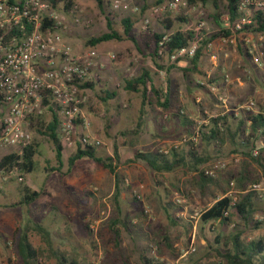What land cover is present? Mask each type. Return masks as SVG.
Segmentation results:
<instances>
[{"label":"rangeland","instance_id":"obj_1","mask_svg":"<svg viewBox=\"0 0 264 264\" xmlns=\"http://www.w3.org/2000/svg\"><path fill=\"white\" fill-rule=\"evenodd\" d=\"M75 3L94 21L90 28L76 29L78 35H70L69 41L77 50L86 49L88 39L108 31V18L114 29H118L123 19L132 17L135 32L144 33L141 28L137 29L147 14L143 16L144 6H141L140 14L133 15L113 11L112 0L106 1L104 10L94 0H77ZM133 3L137 5L134 1ZM218 4L219 9H214L211 3L207 8L203 7L206 10L203 19H206L209 27L206 37L209 41L215 40L212 52L219 54V60L213 62L209 54L204 53V43L201 48L203 58L200 57L198 63L202 74L190 76L175 70L171 76L168 74L166 78H162L154 69L143 66L149 61L155 67L151 55L154 50L148 51L143 47L139 50L129 40L110 41L107 44L108 48L118 50L112 53L120 58L121 63L116 66L110 60L112 75L93 82V87L88 90L90 102L85 112L91 123V134L101 141V145L96 147L97 156L113 158L117 148L119 159H114L112 165L124 180L121 185L123 190L118 198L120 211L115 204V176L108 169L88 158L78 160L70 166L69 158L76 152L71 150L66 151L62 170L50 171L58 165L54 146L48 137L34 130L35 141L39 145L36 171L23 175L22 182L18 180L22 176L19 171H15L13 175L6 174L0 180V264H23L19 254L23 235H27L32 246L42 253L40 264H59L58 256L54 254L57 251L65 253L68 258H76L81 263L106 264L115 259L117 264H122V256L132 264H143L142 256L149 245L153 246L150 255L167 264H209L218 259L216 253L208 247H215L214 241L218 233L229 235L241 230V222L234 214L230 226H221L218 222L202 226V212L214 203L219 193L217 194L215 186L202 183L200 171L206 173L213 170L212 177L220 179L238 171L245 157L242 150L232 151V143H227L223 153L216 155L213 147H207L199 134L198 142L190 140V137L197 134L200 127L207 125L212 118L230 115L233 107L236 108V115L242 111L244 114L264 112V33L252 32V36L250 35L253 41L248 45H257L255 54L261 59L260 64H255L237 49L236 44L220 41L224 34L214 19L207 15L215 13L223 26L228 15L226 2L219 1ZM180 16H174L175 31L186 26L185 23L176 21ZM186 18L195 25L201 19L190 16ZM153 28L158 31L156 24ZM216 35L219 37L215 38ZM240 37L246 45L243 40L245 37ZM160 61L162 63L165 58ZM143 69L151 72L149 90L151 86L161 89L162 101L167 97L170 108L167 111L159 107L155 95L150 91L148 97L151 103L145 107L144 122L138 129L142 97L140 93L126 91L125 82L136 78ZM108 91L115 92L116 97L105 104L99 116L91 113L89 108L95 105V96ZM177 111L193 120L191 135L187 127L182 126L173 115ZM49 120V116H46L45 122L48 123ZM134 129L138 130L136 135L131 133ZM126 131L131 135L123 136L122 132ZM260 140L256 141L259 148L262 145ZM131 141H134L135 147L130 145ZM191 142L201 151L208 150L207 155L210 157L199 171L180 167L170 173H158L146 162L134 160L136 151L170 152L172 148H185ZM10 150L0 148V158L4 153L9 154ZM220 165H224V168L220 169ZM252 171L253 177L261 186L257 193L261 198L262 211L256 214L255 220L264 222V173L256 165H252ZM23 185L43 190L45 195L29 206H9L20 201ZM252 187L251 184L249 190L253 191ZM182 192L190 195V200ZM237 193L232 186L227 195L236 200ZM221 197L219 195L217 198ZM169 200L187 204L188 211L175 212L176 218L182 219L177 225L171 222L172 210L165 211V204ZM117 229L120 231L118 237L114 231ZM166 235L170 237L173 249L165 244L159 248L153 243L163 242L161 238ZM251 236L264 237V225ZM193 243L196 251L182 258Z\"/></svg>","mask_w":264,"mask_h":264},{"label":"trees","instance_id":"obj_2","mask_svg":"<svg viewBox=\"0 0 264 264\" xmlns=\"http://www.w3.org/2000/svg\"><path fill=\"white\" fill-rule=\"evenodd\" d=\"M55 6L58 3H65L66 8H70L76 5V0H50ZM101 10H104L106 0H94ZM163 0H159L161 2ZM190 3L200 1L204 5L209 1H212L214 9H219V1L226 2V9L231 19L234 20L237 17V10L240 0H189ZM219 17V15H217ZM216 18V16H215ZM217 19V18H216ZM176 21L180 23H188L186 17H177ZM135 23L131 18H125L122 20L121 25L118 29H114L112 21L108 18V31L102 33L99 36L91 37L86 42L87 48H96L97 46L110 42V41H126L133 42L139 50L143 47L146 50H154L151 54L153 61L156 66H163L160 63L162 58L158 57L157 45L161 38L162 33H136L134 30ZM169 34L171 35V41L168 44V53L173 52L188 46L189 43L194 41L198 33L194 30H177L171 32V27H167ZM247 30L254 33H264V14H258L256 16L255 24L248 27ZM171 32V33H170ZM229 35V32L222 33ZM221 36V35H220ZM223 36V35H222ZM219 37L216 35L215 38ZM206 39L204 43H208ZM203 43V44H204ZM154 48V49H153ZM241 52L246 56H249L247 49L239 46ZM202 51V50H201ZM201 51L198 52L194 59L190 60V65L187 68L181 69L186 75H199L198 63L201 57ZM121 60L117 57L114 60V64L119 66ZM173 67V65H172ZM170 67L169 70L172 68ZM152 82L151 72L148 69H143L142 73L136 78L127 79L125 82V90L130 92L140 93L142 97V108L140 110V118L137 124V128H141L144 122V115L146 114L145 107L150 104L148 93L151 91L156 97V104L165 110H169L170 101L165 97L162 101V90L151 86L149 90V84ZM193 82V81H192ZM170 83V81H169ZM194 83V82H193ZM93 83H87L85 87H93ZM200 87L204 88L202 85ZM116 97L115 92H103L101 95L95 96V105L91 106L90 112L99 116L103 112V107L110 100ZM177 99V96H176ZM230 115L218 116L212 118L207 125H202L199 129L198 134L201 136L203 142L206 143L207 147H213V152L216 155H220L224 151V147L227 143H232L233 152L242 150L244 155V161L242 167L234 172L229 173L220 179H214L212 176H208L205 172L200 171V177L204 185H212L218 189L217 194L222 195L221 198H217L216 195L214 203L206 208L200 217V222L203 225L208 223L218 222L221 226H230L233 223V215L236 214L240 219L242 227L241 230L224 235L218 233L216 235L214 246L208 247L213 250L218 259L209 264H264V237L253 238L251 235L254 231L259 230L263 225V221L255 220L257 213L262 211L261 198L257 191L249 190V187L257 183L253 177L252 165L259 167L264 173V112L236 115V108H232ZM173 115L177 117L182 126L187 127L190 135L193 133L194 122L189 117L184 115L181 111L173 112ZM46 116H49L50 120L46 123ZM33 130L39 134L49 138L54 146L55 158L57 161V167L51 168L50 171L60 172L64 166L63 158L66 154V147L60 140L58 134V121L54 115L45 113L32 120ZM138 130L134 129L131 131L133 134H137ZM123 136H130V132H122ZM261 139V147H257L256 141ZM192 143V142H191ZM132 147H135L134 141L130 142ZM38 143L34 140L33 144L28 148L24 149L21 154L9 153L4 155L0 159V179L4 175L9 174L13 170H18L21 175L32 174L37 169L36 156L39 153ZM259 148V155L253 156V150ZM208 150L201 151L197 148L194 143L187 145L185 148H172L170 152L163 151H149L134 153L135 161H144L150 168L158 173H170L175 171L177 168H185L191 171H199L200 167L208 162L210 157L207 155ZM83 158L91 159L104 168L108 169L112 175L115 176L116 181V193H115V204L120 211L118 198L122 192V184L124 183L123 178L116 172L115 167L112 165L114 159H119L117 148L115 149L114 157L101 158L97 156L96 147H79L76 152L69 158L70 166H73L76 161ZM234 186L238 191L237 199L234 200L233 196L227 195L229 190ZM184 196L190 200V195L182 192ZM43 190L31 188L28 185H23L21 189V199L19 202H13L9 206L15 207L20 205L29 206L44 196ZM89 195V194H88ZM6 198V196H4ZM187 204H179L175 201L169 200L165 204V211L173 212L170 216L171 222L177 225L182 221L180 218H176L175 212H183L186 209ZM188 211V210H187ZM119 223V222H118ZM117 224V223H116ZM191 224V223H189ZM133 226V225H132ZM248 229V230H246ZM117 237L120 235V231L114 230ZM44 234H47L44 230H41ZM162 241H153L159 248L165 244L168 248L173 249V245L169 236H164ZM152 243V244H153ZM118 245V244H117ZM152 245L145 249V253L142 256L143 264H167L164 261L150 255ZM19 254L22 258L23 264H40V258L42 253L40 250L34 248L29 241L27 235H23L19 244ZM58 256L59 264H88L81 263L76 258H68L65 253L57 251L54 253ZM212 253L210 252V255ZM122 264H132L125 257H120ZM106 264H117V260H113L111 263Z\"/></svg>","mask_w":264,"mask_h":264},{"label":"built area","instance_id":"obj_3","mask_svg":"<svg viewBox=\"0 0 264 264\" xmlns=\"http://www.w3.org/2000/svg\"><path fill=\"white\" fill-rule=\"evenodd\" d=\"M133 1L112 0L111 8L118 13L140 14L142 7ZM203 5L198 1L201 19L191 28L198 35L188 46L169 54L171 35L163 33L157 45L158 57L165 58L162 65L166 69L159 71L161 76H166L170 66L190 61L202 50L209 31L203 19ZM193 10L189 0H163L153 4L142 19L141 31L157 33L154 21L167 19L169 15L187 17ZM260 13L264 14V0H240L237 17L232 20L228 14L224 20L220 30L230 34L222 39L229 42L239 33L252 36L247 28L255 24ZM93 22L78 5L66 8L65 3L55 6L50 0H0V148L21 154L35 140L32 120L45 113L56 117L58 134L66 151L101 145L90 132L91 123L85 112L90 102V87L85 85L100 78L96 75L102 66L100 54L95 47L77 50L69 41L74 29H88ZM244 42L252 61L260 64L261 59L255 54L257 46L250 47L246 39ZM213 47V41H209L204 53L217 61ZM116 57L111 53L109 58L114 61ZM198 137V133L193 134L190 140L198 142ZM258 155L259 150L254 149L253 156ZM219 168L223 169L224 165ZM15 171L18 170L8 175ZM206 174L214 176V171L208 170ZM18 180L22 182L23 176ZM260 189L259 184L252 187L257 192ZM195 251L193 243L182 258Z\"/></svg>","mask_w":264,"mask_h":264},{"label":"crops","instance_id":"obj_4","mask_svg":"<svg viewBox=\"0 0 264 264\" xmlns=\"http://www.w3.org/2000/svg\"><path fill=\"white\" fill-rule=\"evenodd\" d=\"M77 1V0H76ZM107 1V0H106ZM134 2L138 5V6H144V9H143V11H142V13H143V16H144V14H146L147 13V11H148V9L153 5V4H156V3H158L159 2V0H134ZM212 4V1H209L207 4H205V5H203V7L204 8H207L208 7V5L209 4ZM197 5H198V1H196V2H192L191 3V7L192 8H194V10L191 12V14L189 15L190 17H194L195 19H198V18H200V13H199V11H198V9H197ZM203 12H205L206 13V10H202ZM207 15L209 16V17H211V18H213L214 19V22L217 24V26H218V28H221V27H223L222 26V23L221 22H219V20L218 19H215V16H216V14L214 13V15H212V14H210V13H207ZM132 18V17H131ZM175 17H174V15H169V17L167 18V19H164V20H156V21H154L153 22V25H155L156 24V26H157V33H169V31L167 30V27L169 26V27H171V32L173 33V32H175ZM141 24H142V20L140 21V24H138L139 25V27L137 28L138 30H140V28H141ZM186 26L182 29V30H191V28L195 25V23L193 22V21H188V23L187 24H185ZM77 29V28H76ZM76 29H74V31H73V35L74 34H77L78 35V31H76ZM134 30H135V26H134ZM170 32V33H171ZM241 35H243V36H245V35H248V38H245L248 42L250 41V43H252V41H253V38H251L250 37V34H246V33H239V34H237L236 36H232L229 40V42H225L224 41V39H221L220 41H222V42H225V43H230V44H236V46H237V49L238 50H240L239 49V45L241 46V47H244L245 48V46H247V45H245V43H242L243 41H242V39H241ZM75 36V35H74ZM245 39H243V40H245ZM214 41L215 40H213V44H214ZM238 42H240V44H238ZM107 44H108V42H106V43H103V44H101V45H99V46H97L96 48H97V50H98V52H99V54H100V60H101V63H102V66L99 68V69H97L96 70V75H98L101 79H103V78H106V77H110L111 75H112V71H111V69H112V67L110 66V54L112 53V52H115V51H118L117 49H114V47H110V48H108V46H107ZM252 45H256V44H252ZM257 46V45H256ZM214 48V47H213ZM246 49H247V47H246ZM140 52V51H139ZM248 52V51H247ZM248 54H249V52H248ZM246 56V55H245ZM202 58H203V56H201ZM246 57H248V58H250L251 59V61H252V57L249 55V56H246ZM150 58V57H149ZM153 58V57H152ZM211 60H212V58H211V56L209 57ZM218 60H219V54H217V61H213V62H218ZM253 62V61H252ZM153 64H154V66L155 67H153V66H151V64H150V62L148 61L145 65H143V66H146V67H148V68H150V69H154L155 71H157V75H159L160 77H162V78H166L167 76H168V74H169V76H171L172 75V73L175 71V70H178V71H181V69H184V68H187L189 65H190V61H183V62H179L178 64H175V65H173V67L172 66H170V67H172L170 70H169V68L167 69V72H166V77H163V76H161L160 74H159V71H162V70H164V69H166L164 66H160V67H158V66H156L155 65V63H154V61H153ZM256 64V63H255ZM118 68V67H117ZM124 68H126V67H124ZM128 70V69H127ZM165 71V70H164ZM241 110H243V108H241ZM243 114V111L241 112V114H239V113H237V115H242ZM6 154H8V152L7 153H4L3 154V156L4 155H6ZM2 156V157H3ZM1 157V158H2ZM0 158V159H1Z\"/></svg>","mask_w":264,"mask_h":264}]
</instances>
